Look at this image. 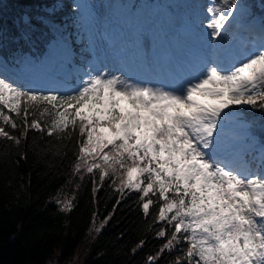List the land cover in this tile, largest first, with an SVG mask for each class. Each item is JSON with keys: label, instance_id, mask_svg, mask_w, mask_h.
Wrapping results in <instances>:
<instances>
[{"label": "snow or ice", "instance_id": "6c2138e0", "mask_svg": "<svg viewBox=\"0 0 264 264\" xmlns=\"http://www.w3.org/2000/svg\"><path fill=\"white\" fill-rule=\"evenodd\" d=\"M5 16L0 140L15 167L22 143L70 161L58 211L108 188L88 233L135 197L142 264H264V0H45Z\"/></svg>", "mask_w": 264, "mask_h": 264}, {"label": "trees", "instance_id": "16d2710c", "mask_svg": "<svg viewBox=\"0 0 264 264\" xmlns=\"http://www.w3.org/2000/svg\"><path fill=\"white\" fill-rule=\"evenodd\" d=\"M44 2L0 0V9L6 13L5 18L11 20L21 10H31ZM256 2L258 4L259 0ZM62 3L71 5L73 0H62ZM21 150L27 151L28 159L15 167L8 162L15 157L0 140V262L47 264L55 251L66 260L89 234L92 212L98 208L101 218L107 215L118 194L105 188L98 193V204L94 205L88 184L76 194V207L65 215L49 199L64 184V172L70 161L46 159L31 149H24L23 143ZM65 192L72 195L71 188ZM146 231L145 217L135 197L121 202L115 219L91 240L85 264H142L148 249L133 255L131 248ZM152 243L159 246L155 241Z\"/></svg>", "mask_w": 264, "mask_h": 264}, {"label": "rangeland", "instance_id": "374dc122", "mask_svg": "<svg viewBox=\"0 0 264 264\" xmlns=\"http://www.w3.org/2000/svg\"><path fill=\"white\" fill-rule=\"evenodd\" d=\"M95 234L87 235L81 244L76 248L73 255L68 258H62L59 251H55L48 260L47 264H85L88 255V246Z\"/></svg>", "mask_w": 264, "mask_h": 264}, {"label": "water", "instance_id": "95a60500", "mask_svg": "<svg viewBox=\"0 0 264 264\" xmlns=\"http://www.w3.org/2000/svg\"><path fill=\"white\" fill-rule=\"evenodd\" d=\"M0 264H2V263L0 262Z\"/></svg>", "mask_w": 264, "mask_h": 264}]
</instances>
